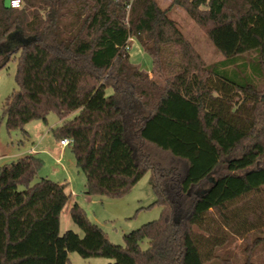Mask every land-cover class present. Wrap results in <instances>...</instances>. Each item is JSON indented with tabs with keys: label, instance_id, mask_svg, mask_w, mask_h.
Wrapping results in <instances>:
<instances>
[{
	"label": "trees",
	"instance_id": "1",
	"mask_svg": "<svg viewBox=\"0 0 264 264\" xmlns=\"http://www.w3.org/2000/svg\"><path fill=\"white\" fill-rule=\"evenodd\" d=\"M174 6L224 66H242L239 78L205 61L170 17ZM131 38L151 73L131 60ZM17 53V88L1 106L7 129L28 134L27 123L55 112L52 131L72 139L87 194L119 197L150 173L162 212L118 245L75 202L84 235H61L68 183L35 181L44 160L26 155L0 167V264H68L73 251L109 264H206L232 236L264 241V0H21L17 9L0 0L1 65Z\"/></svg>",
	"mask_w": 264,
	"mask_h": 264
},
{
	"label": "rangeland",
	"instance_id": "2",
	"mask_svg": "<svg viewBox=\"0 0 264 264\" xmlns=\"http://www.w3.org/2000/svg\"><path fill=\"white\" fill-rule=\"evenodd\" d=\"M162 7H168L171 0H158ZM169 15L174 19L179 28L192 41L196 49L202 54L205 61L216 70L224 72L232 78H239V65L224 66L222 63L225 56L217 49L205 32L181 7L174 6L169 9ZM131 60L142 69L153 68L152 57L145 52L135 38L130 41ZM254 55V54H253ZM18 53L9 61L1 65L0 68V115L1 106L4 98L17 88L16 70L18 65ZM250 59L251 55H247ZM2 61V60H1ZM146 64V65H145ZM248 80L251 81V61L247 66ZM254 75V73H253ZM264 89V84L262 85ZM108 93L112 90L107 89ZM264 102V92L261 94ZM59 117L55 112L48 114L47 120H35L43 125L40 135L33 134L32 123L25 125V130L30 132V136L21 129L8 130L5 121H0V167L5 163L17 160L15 152L28 149L32 146L38 148H49L60 146L55 137L52 127L53 122L58 121ZM56 126V125H55ZM31 130V131H30ZM43 137V138H42ZM45 137V139H44ZM42 143V144H40ZM61 147V146H60ZM40 154L44 160V165L35 181L41 177H48L55 181L67 182L68 192L73 193L69 202L65 206L60 220V234L67 230H73L80 236L84 235L83 230L72 220L69 210L77 202L80 204L88 218L99 225L109 240L114 244L124 245V234L129 233L142 225L155 221L161 216L162 206L154 204L156 200L155 190L152 188L151 175H144L127 193L119 197L96 194L89 195L86 191V175L77 167L75 155L70 146H67L58 161L59 155ZM48 154V155H47ZM4 155V156H2ZM256 233H251L244 238L232 236L230 242L217 249V258L206 264H243L247 260L256 263L264 262V241L252 247ZM148 240L142 242V247H148ZM114 260L105 256L83 257L78 252L69 253L68 264H109Z\"/></svg>",
	"mask_w": 264,
	"mask_h": 264
},
{
	"label": "crops",
	"instance_id": "3",
	"mask_svg": "<svg viewBox=\"0 0 264 264\" xmlns=\"http://www.w3.org/2000/svg\"><path fill=\"white\" fill-rule=\"evenodd\" d=\"M146 65V64H145ZM153 69V68H152ZM152 69H149L148 67H147V69H143L144 71H146V72H148V73H151L152 72ZM33 122V123H32ZM31 123H32V132H33V134H37V135H40V132H42V128H43V125H41V122H38V121H32ZM2 123V122H1ZM53 123H55V124H53L54 126L53 127H55V125H58L59 123H61L60 122V119H58V121H56V122H53ZM52 127V128H53ZM27 131V130H26ZM31 131V130H30ZM27 133H28V136H30V132L29 131H27ZM43 138V137H42ZM44 139H45V137H44ZM40 144H42V143H40ZM60 144V143H59ZM61 146V145H60ZM58 146V147H53V148H49V150H46V149H44V148H38L37 146H32V147H30V148H28V149H24V150H20L19 152H15L14 154H12V155H15V157H17V160L19 159V158H22V157H24V156H26V155H40V154H46V153H48V152H46V151H49V155L51 154V155H62L64 152V150H65V148L66 147H63V146ZM48 155V154H47ZM2 156H4V155H2ZM57 160L58 161H61V156L59 157V158H57ZM5 164H7V163H5ZM53 179H57L56 177L54 178L53 177ZM60 182V181H59ZM71 194V196L73 195V193H70Z\"/></svg>",
	"mask_w": 264,
	"mask_h": 264
},
{
	"label": "built area",
	"instance_id": "4",
	"mask_svg": "<svg viewBox=\"0 0 264 264\" xmlns=\"http://www.w3.org/2000/svg\"><path fill=\"white\" fill-rule=\"evenodd\" d=\"M9 5L13 8H18L21 6V0H9ZM60 145L63 147H67L72 143V139L63 138L59 141Z\"/></svg>",
	"mask_w": 264,
	"mask_h": 264
},
{
	"label": "water",
	"instance_id": "5",
	"mask_svg": "<svg viewBox=\"0 0 264 264\" xmlns=\"http://www.w3.org/2000/svg\"><path fill=\"white\" fill-rule=\"evenodd\" d=\"M210 180L213 181V178H211ZM202 192H204V191H202Z\"/></svg>",
	"mask_w": 264,
	"mask_h": 264
}]
</instances>
